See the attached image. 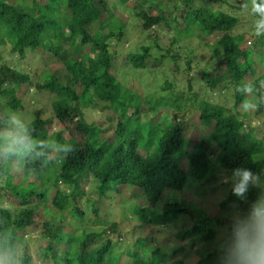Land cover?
<instances>
[{
	"label": "trees",
	"instance_id": "16d2710c",
	"mask_svg": "<svg viewBox=\"0 0 264 264\" xmlns=\"http://www.w3.org/2000/svg\"><path fill=\"white\" fill-rule=\"evenodd\" d=\"M129 1L0 0V45L10 49L0 54V109H23L25 93L36 99L38 91L49 92L54 116L45 117L44 108L36 109L34 104L29 122L37 137L53 135L76 149L43 170L25 167L29 173L23 178L0 175V208L6 195L13 198L15 209L10 216L3 212L0 216H8L21 238L39 242L40 264H190L170 260L184 245L171 250L149 246L145 234L135 239L134 247L122 250L120 237L127 233L112 219L111 209L104 211L100 197L119 194L123 199L124 188H130L131 195L145 201L131 209L139 222L152 228L173 223L180 226L177 238L190 239L192 245L211 243L221 235L220 228L229 227L230 217L211 214L215 216L204 215L191 225L179 223V218L186 220L182 216L189 209L178 201L163 200L164 194L183 191L189 181L215 182L218 173L230 175L240 166L264 176V160L251 159L264 157V122L255 135L239 132L243 127L253 129L243 119L245 102L264 101V87L251 96L237 90L245 80L264 83V35H255L258 17L251 13L250 0L248 9L238 0H136L132 6ZM119 4L129 17L134 14L131 22L118 16ZM198 27L215 39L202 44L212 51L203 66L196 59L197 48L189 44ZM135 30L140 41L130 46L129 62L135 69H147L148 79H153L152 74L161 80L156 91L140 93L115 71L116 56L123 53L118 47L132 41ZM76 36L78 44L72 41ZM65 41L72 44L63 59ZM182 44L187 48L180 54ZM32 53L35 63L46 67L52 62L60 68L46 67L34 82V66L23 69ZM8 54H16V64L6 61ZM166 59L174 61L172 70L164 66ZM176 82H184L181 91ZM146 86L150 88L148 82ZM31 87L36 94L28 93ZM20 89H25L23 96ZM191 92L199 101L189 113L185 98ZM229 92L233 97H228ZM230 98L232 106L227 104ZM86 107L106 111L110 126L89 122ZM262 113L261 105L256 111L261 121ZM90 178L99 194L94 203L81 188ZM223 185L228 192L218 206L230 210L239 204L247 209L248 204L233 195L231 185ZM50 188H55L52 198ZM259 192L251 189L248 201ZM86 222L100 228H88ZM218 256V248L207 250L196 264H219ZM34 261L32 256L25 258V264Z\"/></svg>",
	"mask_w": 264,
	"mask_h": 264
},
{
	"label": "rangeland",
	"instance_id": "374dc122",
	"mask_svg": "<svg viewBox=\"0 0 264 264\" xmlns=\"http://www.w3.org/2000/svg\"><path fill=\"white\" fill-rule=\"evenodd\" d=\"M17 1V0H16ZM239 3H243L242 0H238ZM136 0H130L128 2V5L132 6L133 4L135 5ZM118 10H116L117 14L119 17H121L123 20L126 21H132L131 18L135 17L134 14H132L131 17H129L127 14L123 12V5L119 4L118 5ZM130 19V20H129ZM130 26V25H129ZM132 27H134L131 24ZM211 41L214 42L215 39L212 37V35H207L204 34V30L201 28H197V33L194 38L190 40L189 44H192L195 48H197L198 53L196 54V59L199 60L200 65L203 66L208 58V56L212 53L210 51L211 49L209 47H202V44L206 41ZM72 41L75 42V44H78L80 42L79 37H72ZM134 41H140V36L137 34V30L134 31V36L132 37V41L125 42L123 45H120L121 47H118L120 51H123L119 55V53L116 56L115 59V71L117 75L127 84L133 87H138L140 93H145V92H150L156 91V89H159L157 86L161 83V80L157 79V77H153L151 74V77L153 79H148L149 73L147 72V69L140 70L139 68L135 69L133 65L129 62V57L133 56L131 53H129V48L130 46L133 47ZM72 44V43H71ZM71 44L70 41H65L64 42V49L61 52V57L63 59L66 58L67 53L71 50ZM181 45V44H180ZM184 46V44H182ZM202 48H201V47ZM186 46H184L182 49H180V54L186 50ZM10 52V49L8 45H0V54H7ZM161 53V52H160ZM159 55V52L157 53ZM155 53L154 55L157 56ZM31 57L29 60L26 61L25 67L23 69H29L31 66H34L33 72H35L34 77V82H36L37 78L41 75L44 74L45 70L48 68L52 70H57L60 68V65L56 63L49 62L46 67H44V63H35L33 61V53L30 55ZM17 58L16 54H8L5 56L6 61L9 64H16L14 60ZM174 61L171 59H166L164 62V66L167 67V69H171L170 66ZM180 63L183 64V62L180 61ZM169 67V68H168ZM172 70V69H171ZM148 73V74H147ZM171 77V76H170ZM146 82H148L149 87L146 86ZM184 82L183 83H177L176 86L179 91H181L184 87ZM195 88H199V85L195 83ZM34 87H31L29 90V94H36V90H33ZM25 89H20L19 95L23 96V92ZM230 93V92H229ZM194 93H187V99L186 100V109L189 113L192 112V110L195 108L197 105V101L199 99L193 97ZM127 97V102L130 104L132 100ZM228 97H233V93L231 92ZM26 106L23 109H17L18 111L24 113L28 120L30 121L34 115L33 112V106L36 105V109H41L44 108L45 117H53L54 112L51 106V99L49 98V92L45 90H41L37 92V97L36 99L32 98L31 95H28L25 93L24 95ZM225 99V98H224ZM231 100L227 103L228 106H232L233 103V98H230ZM233 99V100H232ZM252 98H250L251 100ZM36 101V102H35ZM249 103L251 104H256L258 107L261 105L264 107V101L258 100L257 102L250 101ZM258 107L249 109V110H244L243 109V119L246 121L250 122L251 127L253 128L251 132H249V129L246 127H243L240 129V133L244 135L248 134H253L255 135L256 132L258 131L259 127L262 125L264 122V113L261 114L262 116V121L258 118V115L256 114V111L258 110ZM251 110V112H250ZM106 111L102 112L101 109L99 108H93V107H86L84 108V115L85 118L89 122L97 121L101 123H105L107 127L110 126L109 122L106 121ZM260 122V124H259ZM55 127L58 126V123L54 124ZM51 129V131L55 128ZM248 127V126H247ZM115 128L111 127L110 128V133H113ZM255 132V133H254ZM29 171H25V169H21L20 171L14 172L15 176H18L20 178L25 177ZM222 176H225V173H218V180L215 182H210V183H199V182H194V181H189L186 188L183 191L179 190H169L164 194V199L163 200H169V201H178L185 207L189 209L188 214L183 215L182 217H186V220L183 218H179V223H184V221L187 223V225H191L196 222L199 218L203 217L204 215H207L209 217H214L215 215L211 214H219V216H222L223 218H226L229 216V214L232 212L233 207H230V210H223L218 206L219 202H221V199L224 197L225 193L228 192L226 189L227 185H223L221 183V178ZM35 179V178H34ZM94 180L90 178L89 181L86 183H82V189L85 190L86 192H89V194L86 195V199L90 198V201L92 203L97 202L99 198V194H96L94 191ZM48 185V184H47ZM50 186V185H48ZM103 190L104 187H102ZM111 191H117L114 190L113 188H109ZM130 188H124V194H123V199L127 200L128 203H125V200L121 199V197H117L119 194L112 196L111 199H105V197H100L103 202H105V205H102L105 209L104 211L107 212V210H112L113 211V217L112 219L114 221L119 222V228L124 232L127 233V235L120 237V248L124 250L127 246L129 247H134V241L137 239L140 235L145 234L148 235L150 238V243L149 246H154L158 245L161 248L167 247L168 249L174 248L177 244H182L185 247L181 251H177L175 254H173L170 257V260H177V259H182L187 263L190 264H196L202 257L203 253L207 250H216L218 248L219 244V239L222 235V233L225 231L224 228H220V236L218 235L216 239L211 241V243H197L192 245L190 243V239H179L176 237V233L179 231L180 226H176V224L173 225L171 224H163V225H156L153 228L149 227L148 225L142 224L139 222L137 216L134 213H131L134 211L135 207L137 205H143L145 203L144 199L141 197H134L131 195V192L129 190ZM109 191L108 193H110ZM118 192V191H117ZM55 193V188H50L48 195L50 198L53 197ZM101 193V192H100ZM128 198V199H127ZM5 201V205H11V200H13L12 197L4 195L2 198ZM94 201V202H93ZM91 205V204H90ZM89 205V207H90ZM13 206V205H12ZM52 205L48 204L47 207ZM133 208V211L131 210ZM46 209V208H45ZM135 216V217H133ZM128 217L130 220H125L124 218ZM230 217V216H229ZM229 223H231V218L229 219ZM86 225L88 228L96 229L100 228V225L94 224L92 222H86ZM85 223L82 226H86ZM86 226V227H87ZM127 236V237H126ZM116 240V239H115ZM45 244V242H43ZM32 252L35 254V261L33 262L34 264H40L37 259V251L40 247L39 242H30ZM120 250V249H119ZM39 258V257H38ZM129 257H127L126 254L122 255V259L128 260ZM39 260H41L39 258ZM123 261V260H122ZM124 264H127L126 261H123ZM129 263V260H128Z\"/></svg>",
	"mask_w": 264,
	"mask_h": 264
},
{
	"label": "clouds",
	"instance_id": "9594fccd",
	"mask_svg": "<svg viewBox=\"0 0 264 264\" xmlns=\"http://www.w3.org/2000/svg\"><path fill=\"white\" fill-rule=\"evenodd\" d=\"M241 7L248 9L249 0H243ZM255 21V35H264V0H250ZM264 83L242 81L237 90L245 96L255 94ZM245 110L258 107L245 102ZM75 146L61 141L53 135L39 138L27 116L9 108L0 109V175H8L28 168L30 171L43 170L60 162L75 152ZM254 163L264 157H252ZM221 183L230 184L234 196L248 204L242 209L233 205L229 214L231 223L222 233L218 244L219 264H264V176L251 168L240 166L232 169L230 175L222 176ZM260 189L256 199L249 202L251 189ZM9 216L15 212L11 205L0 208ZM27 243H24V241ZM26 256L32 254L28 238L18 236L11 227L8 216H0V264H25Z\"/></svg>",
	"mask_w": 264,
	"mask_h": 264
}]
</instances>
